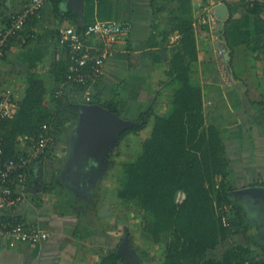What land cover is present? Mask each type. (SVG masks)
Segmentation results:
<instances>
[{
  "label": "crops",
  "instance_id": "crops-1",
  "mask_svg": "<svg viewBox=\"0 0 264 264\" xmlns=\"http://www.w3.org/2000/svg\"><path fill=\"white\" fill-rule=\"evenodd\" d=\"M221 1L225 0H62L57 10L62 12L52 21L55 7L49 0L31 19L27 33H21V40L13 43L0 61V89L14 87L19 101L25 94L28 75L40 73L47 86L46 103L55 108L51 95L60 84L53 69L59 59L51 60L61 48L58 25L81 21L79 16L86 23L110 19L106 18L108 6H118L125 12L121 21L130 28L120 51L107 60L106 74L93 91L102 100L118 102L126 119L136 121L149 111L148 125L153 127L155 115L170 109L171 96L182 84L179 71L172 72L171 68L183 49L180 26L187 23L197 45L196 59L188 53L184 57L190 65V81L203 91L208 122L217 123L226 133L235 182H240L241 177L243 187L253 185L256 180H264V0L259 8L242 0L225 1L229 17L217 33L220 19L213 7ZM22 5L23 0H0V27ZM46 22L55 33L51 35V31L40 38L35 30ZM220 48L227 49L229 60L219 52ZM23 60L28 69L14 80H7L6 76L15 72ZM67 91L73 99L83 98L73 85L67 86ZM60 147L64 155L56 160L40 158L38 180L31 184L28 196L10 211L46 227L51 236L41 243L18 248L0 241V264H98L120 240L114 226L115 210L108 197H96L99 186L86 198V209H72L78 197L60 178L63 161L69 156L67 142ZM100 158L99 155L97 159ZM105 206L113 211L111 217L101 215Z\"/></svg>",
  "mask_w": 264,
  "mask_h": 264
},
{
  "label": "trees",
  "instance_id": "trees-1",
  "mask_svg": "<svg viewBox=\"0 0 264 264\" xmlns=\"http://www.w3.org/2000/svg\"><path fill=\"white\" fill-rule=\"evenodd\" d=\"M51 1L58 10L62 0ZM258 4L254 3L259 8ZM9 22L8 18L6 24ZM30 22L21 32L24 35ZM180 29L183 49L178 52L171 71H179L182 84L171 96L170 109L164 114L155 115L152 132L142 141L136 158L122 164L124 174H121L123 177L117 187V196L121 202L144 210L145 237L165 244L160 264H264V239L255 232L256 225L246 215L240 197L232 193L237 187L225 181L231 173L226 133L217 123L208 122L203 91L190 81V65L186 64L184 57L188 53L197 58L194 31L187 23L181 25ZM21 33L11 37L6 54L13 43L21 40ZM61 56L53 69L60 84L51 95L57 106L52 108L46 103L44 76L30 73L17 110L13 117L1 124L7 154L16 151L19 134L37 133L45 122L52 124L54 132L61 133L65 121L79 118L83 98L78 97L75 101L68 97V85L62 95L56 96L57 88L66 83L67 73L77 70L67 50H63ZM72 85L79 93L84 89L81 84ZM92 103H99L121 116L123 114L118 102L102 100L94 91ZM150 115L149 111L143 112L133 126L121 130L114 143L107 148V161L112 162L111 157L118 154L124 136L130 132L137 133L149 124ZM218 177L222 178L220 185L217 184ZM253 184L264 185V180H256ZM179 190L186 193L182 202L177 201ZM225 204L230 205L234 214L230 215L226 209H218V206ZM226 214L228 217L224 222L223 215ZM236 234H242L245 242L218 253L219 245ZM129 238L133 239L131 233ZM250 244L261 247L259 253H255ZM124 257L118 250H113L98 264H120Z\"/></svg>",
  "mask_w": 264,
  "mask_h": 264
},
{
  "label": "built area",
  "instance_id": "built-area-1",
  "mask_svg": "<svg viewBox=\"0 0 264 264\" xmlns=\"http://www.w3.org/2000/svg\"><path fill=\"white\" fill-rule=\"evenodd\" d=\"M242 1L254 4L263 0ZM47 3L48 0H23L22 7L11 13L10 22L0 27V61L6 55L11 37L24 31L33 16L40 14ZM129 28V24L111 19L59 25L57 35L60 49L68 51L77 70L67 74L66 83L56 91V96L62 95L67 85L76 83L84 87V102L92 103L93 87L105 76L107 60L120 51ZM60 49L55 52L57 59H60ZM224 50L220 48L219 52L223 53ZM18 102L12 87L0 89V241L12 248L38 244L51 236V231L46 227L14 216L10 211L28 196L31 184L38 180L37 164L40 158H56L61 154L59 138L47 122L41 125L37 133L19 134L16 151L7 154L1 124L13 117ZM185 198L186 193L179 190L177 201L182 202ZM223 221H227V215H223Z\"/></svg>",
  "mask_w": 264,
  "mask_h": 264
},
{
  "label": "rangeland",
  "instance_id": "rangeland-1",
  "mask_svg": "<svg viewBox=\"0 0 264 264\" xmlns=\"http://www.w3.org/2000/svg\"><path fill=\"white\" fill-rule=\"evenodd\" d=\"M60 11L61 10H54L55 13L54 17L51 19L52 21H56V17L59 16V14H61L62 12ZM122 11L123 10L120 9V7L118 6H108L106 18L114 19L120 23H123L121 19L125 15V12ZM36 32L37 35L41 38V35H45L48 33L50 34V32L52 33L51 35H54L55 29H51L49 23L46 22L45 25H40ZM25 39L26 37L23 40ZM22 52L24 51H20L19 53ZM51 61H57V58L53 57ZM26 62V60H23V64L19 63L17 65L16 71L11 73L9 76H6L7 80H12L14 76H19L22 71H26L28 69ZM25 74H27V72H24V77L26 76ZM12 88L14 89V87ZM80 91L82 93V90ZM152 101H154V99H152ZM78 120L79 118L75 120L65 121L61 126V133H58V131L55 132L59 138L60 150H63V148L60 147L61 143L67 142L66 150L67 155L69 156L66 161H63L65 162V164L61 166L60 178L61 181L64 182L65 186L72 187V190H75V194L78 197V202L74 204L72 209L78 212L86 209V198L90 196V193H92V189L96 190L99 186L100 192H97L96 197H98V195L102 196V194L103 196H107L110 201V205H112L113 209L115 210L113 215L114 226L116 232L119 233L118 237H120V240L118 239L119 241L115 243L113 250H118L120 243L127 234L129 235V233H131L133 235V239H131L129 242V253H126L124 255L125 257L120 261V264H160L163 261L165 253V244L162 242L155 243L145 237L143 230L145 219L144 210L138 209L133 204L121 202L117 196V187L119 186L120 180L123 177V175L121 174H124L122 164L124 163V161L136 158L138 152L141 149L142 141L151 134L152 126L147 125L144 129H141L137 133L130 132L126 136H124L119 145L118 154L113 155V157H111L112 162H110L106 160L108 157L107 149L102 146L103 143H101L100 140H82L85 143L89 142L88 146L84 147V145L81 143H79L78 146L77 143L79 151L76 149L75 143L81 141V130L79 127H77L79 126ZM122 129L123 128L120 129V132ZM117 137L118 136H116V138ZM116 138H113V141H108V144H113ZM74 139L75 142H73ZM68 143L70 144V148ZM62 150L60 156H57V158L62 156ZM99 155L101 158L97 159ZM57 158L52 159L56 160ZM233 174L234 173L231 170L230 176L225 180L226 183L228 185H234L237 188L243 187L240 183L245 182H242L243 180L241 179V177L240 182L238 180H236L235 182L236 178L233 177ZM221 182L222 178L218 177L217 184L220 185ZM80 199H82V201ZM218 209L220 211L226 209L230 215L234 214L233 209L230 207V205L227 204L223 206H218ZM226 215L228 217V214ZM108 216L111 217L112 215ZM255 234L256 233H254V235ZM244 242L245 238L242 234L232 235L228 240L225 241L224 244L219 245L218 253H222L223 251L235 244ZM250 246L252 247L255 253H259V251L261 250V247L256 246L254 244H250Z\"/></svg>",
  "mask_w": 264,
  "mask_h": 264
},
{
  "label": "water",
  "instance_id": "water-1",
  "mask_svg": "<svg viewBox=\"0 0 264 264\" xmlns=\"http://www.w3.org/2000/svg\"><path fill=\"white\" fill-rule=\"evenodd\" d=\"M70 1H82V0H70ZM216 15L220 19V27L217 30V33L220 32L222 25L225 20L229 17V8L225 1L218 2L213 7ZM79 20L82 21V18L79 16ZM218 46H221L219 43ZM225 47V46H224ZM227 60H229V55L226 50L223 52ZM80 115H79V127L80 128V138L79 143L83 144L84 147L88 146V143L83 141L86 140H100L103 143L102 146L107 147L108 141L115 139L116 136L120 133V129L128 126H133L134 121L126 119L125 117L117 114L116 112L110 110L109 108L99 104V103H85L80 104ZM77 123V124H78ZM83 140V141H82ZM76 149L79 151V148L76 145ZM237 197L243 199V205L247 208V215L252 219L256 225L257 232L261 235L264 233V185L253 184L249 186H244L236 188L232 191ZM255 205H260V208H255ZM101 215L107 216L111 215L113 211L105 206L100 210ZM129 242L130 238L127 234L122 242L119 245L118 251L124 256L126 253H129Z\"/></svg>",
  "mask_w": 264,
  "mask_h": 264
},
{
  "label": "bare ground",
  "instance_id": "bare-ground-1",
  "mask_svg": "<svg viewBox=\"0 0 264 264\" xmlns=\"http://www.w3.org/2000/svg\"><path fill=\"white\" fill-rule=\"evenodd\" d=\"M116 21H117V20H116ZM37 22H38V21H37ZM38 23H39V22H38ZM57 23H58V22H57ZM58 26H59V25H58ZM56 27H57V26H56ZM28 28H29V27H28ZM35 31H37V30H35ZM23 32H24V31H23ZM35 33H36V32H35ZM35 33H34V34H35ZM32 34H33V33H32ZM8 45H9V44H8ZM8 47H9V46H8ZM8 47H7V48H8ZM127 47H128V46H127ZM7 50H8V49H7ZM63 50H64V49H63ZM226 50H227V49H226ZM61 55H62V54H61ZM63 55H64V54H63ZM67 56H68V55H67ZM69 56H70V55H69ZM61 57H62V56H61ZM61 57H60V58H61ZM6 58H7V57H6ZM2 60H3V59H2ZM67 74H68V73H67ZM53 76H54V75H53ZM65 80H67V79H65ZM60 81H61V79H60ZM62 81H63V80H62ZM61 84H62V83H61ZM77 85H78V84H77ZM68 89H69V88H68ZM80 89H81V88H80ZM57 90H58V88H57ZM70 90H71V88H70ZM82 90H84V89H82ZM71 91H73V89H72ZM77 91H79V90H77ZM68 92H69V91H68ZM71 94H72V93H71ZM73 94H74V93H73ZM71 96L74 97V95H71ZM68 97H69V96H68ZM80 99H81V98H80ZM71 100H72V99H71ZM74 100H75V99H74ZM76 100H77V98H76ZM76 100H75V101H76ZM77 102H79V99H78ZM94 102H95V101H94ZM55 103H56V102H55ZM57 103H58V102H57ZM56 105H57V104H56ZM51 111H52V110H51ZM125 118H126V117H125ZM131 119H132V118H131ZM137 119H138V118H137ZM51 125H52V124H51ZM71 126H72V125H71Z\"/></svg>",
  "mask_w": 264,
  "mask_h": 264
},
{
  "label": "flooded vegetation",
  "instance_id": "flooded-vegetation-1",
  "mask_svg": "<svg viewBox=\"0 0 264 264\" xmlns=\"http://www.w3.org/2000/svg\"><path fill=\"white\" fill-rule=\"evenodd\" d=\"M239 199H240V202L243 203V199H242L241 197H240ZM244 207H245V213H247L248 210H247V208H246L245 205H244ZM255 208H260V205H255V206H254V210H256ZM246 215H247V214H246ZM247 216H248V215H247ZM254 230H255V232H257L256 226L254 227ZM260 236H261V238L264 239V233L261 234Z\"/></svg>",
  "mask_w": 264,
  "mask_h": 264
}]
</instances>
